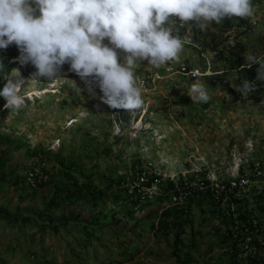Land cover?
Segmentation results:
<instances>
[{
    "label": "rangeland",
    "instance_id": "obj_1",
    "mask_svg": "<svg viewBox=\"0 0 264 264\" xmlns=\"http://www.w3.org/2000/svg\"><path fill=\"white\" fill-rule=\"evenodd\" d=\"M258 10L264 11V7L259 6ZM263 26L264 22L260 29H249L243 35L244 42L249 46L247 52L261 60H264ZM215 32L219 33V30L214 23L203 31L205 36ZM203 55L205 57L196 47L185 46L179 62H170L160 68L141 62L136 74L140 76L152 70L164 73L167 66L177 70L184 64L203 70L206 59L211 60L210 50H205ZM220 64L219 68L214 64L216 70L223 69ZM68 68L63 66L64 79L56 82L32 86L26 83L25 91L31 93L30 98L19 110H10L5 118L1 114L6 101L0 96V137L9 136L15 141L10 145L6 139H0V212L10 216L39 215L51 197L53 181L66 165L73 164L84 172V178L105 191L107 197L97 206L90 201L79 200L60 207L53 216H42L43 220L55 224L66 220L91 223L120 212L114 217L112 230L125 229L141 236L145 249L134 262L127 264H180V261L205 264V258L210 260L211 256L217 258L222 255L213 229L219 222L209 216L206 207L193 210L192 223L187 224L183 236L185 246L174 251L175 231L154 236L153 231L140 235L138 229L134 230L135 224L142 223L149 214H159L168 203L160 200L147 203L128 217L125 213L131 206L122 196L117 198V189L109 187L110 182L121 178L124 172L134 167L135 162L160 165L169 170L221 164L223 178L227 177L226 170L230 167L234 169L240 160H261L264 163V99L243 102L240 98L235 102L226 93L208 86L201 78L199 80L208 87L211 99L208 103H196L187 95L194 80L175 74L145 87L148 90L143 88V107L127 112L104 104L99 99L102 95L99 89L96 95H92ZM14 69H18L26 81L31 80V73L36 70L31 64L20 63ZM8 74L0 72V91ZM226 75L234 89L240 85L235 73ZM26 170L43 175L46 180L42 183L44 187L22 191L2 184V181L7 182L9 177L21 175ZM263 188L264 184L259 190ZM112 235L107 234V238H103L100 248L95 243L90 256L80 255L76 250L74 262L70 264H108L98 252L112 249L108 240L112 239ZM16 236L25 238L23 233L14 232L5 222H0V264H37L25 249H38L39 235L36 236V243L24 242L25 249L16 245ZM121 240L128 242L124 238ZM60 243L56 255L62 262L65 257H70L71 254L65 256L64 250L72 243L66 239ZM261 254L264 255V250Z\"/></svg>",
    "mask_w": 264,
    "mask_h": 264
},
{
    "label": "clouds",
    "instance_id": "obj_2",
    "mask_svg": "<svg viewBox=\"0 0 264 264\" xmlns=\"http://www.w3.org/2000/svg\"><path fill=\"white\" fill-rule=\"evenodd\" d=\"M259 6L264 7V0H0V52L15 44L19 51L16 60L36 69L29 81L18 69L4 78L0 91L6 101L4 108L24 106L31 96L25 91L26 83L42 85L64 79V65L92 95L99 89V99L112 109H141L143 88L148 90L145 87L175 74L194 80L187 92L193 102L208 103V87L199 79L232 71L216 70L213 51L195 30L203 32L208 25H220L226 19L247 20V25L229 29L218 50L230 48L238 41V33L261 28L264 11ZM185 46L196 47L204 57L205 50H210L205 69L184 64L177 70L167 66L164 73L136 74L141 62L154 68L179 62ZM244 57L242 68L259 65L255 78L243 79L235 88L247 98L264 85V60L250 52ZM4 68L0 60V71ZM194 71L199 74L192 76ZM155 75L161 78L153 80Z\"/></svg>",
    "mask_w": 264,
    "mask_h": 264
},
{
    "label": "trees",
    "instance_id": "obj_3",
    "mask_svg": "<svg viewBox=\"0 0 264 264\" xmlns=\"http://www.w3.org/2000/svg\"><path fill=\"white\" fill-rule=\"evenodd\" d=\"M215 24V23H214ZM247 20L243 18H234L232 20L226 19L222 24L217 25L219 33L212 35H203V32L200 30H195L197 35L204 38L202 40L210 48L214 55V63L219 68L222 63V71H232L236 74L237 78L241 82L243 79L252 80L256 77V69L259 67L258 64L252 65L250 68H245L242 66L245 65L244 55L248 51V44L239 40L244 34L243 32L238 33L236 36L238 41L236 44L230 48H224L218 50V47L223 45L227 39V32L229 29L234 27H243L247 25ZM198 36V37H199ZM19 56V51L15 44L8 47L7 50L0 52V60L3 61L5 68L3 72L9 73L14 69L19 63L16 60V57ZM170 63V62H169ZM0 71V72H2ZM227 72L223 74H217L214 76H206L205 83L213 87L214 89L226 93L231 99L235 102L241 98L243 102L251 100H261L264 99V85L259 86L256 92L251 93L247 98L243 97L231 86L229 79L227 78ZM258 85L260 82L257 83ZM66 100V98H65ZM67 101V100H66ZM78 101V100H75ZM10 112V110L5 109L1 116H5ZM1 123V121H0ZM6 137V136H5ZM7 136V143L12 145L15 143L14 140L9 139ZM138 163V164H137ZM135 162L132 166H137L141 164L140 162ZM84 172H81L76 165L69 164L63 169V171L57 176V178L52 183L51 197L49 201L45 204L43 211L39 215L35 214H21V215H6L0 212V222L3 221L6 223V226L11 227L12 231L17 233H23L25 236L24 240L19 236H16L15 243L17 246L24 248V242L31 241L36 243V236L39 235L40 246L38 249L27 247L25 251L34 258L37 264H70L73 263L75 251L80 255H89L90 250L93 249V246L100 244L103 238H107V234L113 233L112 239H108L112 244L111 250H102L101 259L108 262V264H127L134 262L137 257H139L143 250L144 242L141 241V236H135L134 233L125 230L117 229L112 230L114 224V217L118 216V213H111L107 215L104 219L97 220L96 222H87L82 221H73L66 220L62 224L50 220H43L42 216H53L57 209L60 207L66 206L68 204H73L79 200L90 201L92 205L97 206L99 202H102L106 197L107 193L97 188L93 185L91 181H88L87 178H84ZM39 175L34 172V170H26L21 175H13L8 178L7 182L2 181L4 186H11L15 189L26 191V189L36 190L37 187H44V184H40ZM111 186H115L117 189L118 197L125 200L127 204L131 207L125 213L126 216L132 217L134 215L135 207L138 202L130 201L127 194V190L123 187L124 177L118 178L117 180H112L110 182ZM171 186L167 188L170 190ZM165 190V189H164ZM252 197L254 199L255 206H250V202L247 200H242L238 204V219L240 224H246L249 226L251 223L257 224L260 229V233L256 234L253 232V242L259 247V257H242V250L239 247V239L242 237L239 236L235 238V233L233 229L234 219L233 216H229L227 213L223 212L218 204L211 201L208 197L204 202L200 201L196 207H193L192 204L187 208H177L169 207L164 208L162 212L149 214L142 223L135 224L134 230L142 234H146L147 231H155L154 236L159 235H168L175 231V248L174 251L182 249V246H185L183 236L187 231V224L191 221L193 210L200 208L201 210L207 208L209 216L213 220L218 221L217 226H213L216 237L219 240V248L222 252L217 258H211L210 260L204 259L205 264H264V255L261 254V251L264 250V247L258 245V235L261 234L264 237V188L261 190L253 188L251 190ZM167 198L161 197L158 201L164 202ZM151 203V202H150ZM258 215L259 217H257ZM158 220L157 226H155L156 221ZM256 221L257 223H255ZM192 223V221H191ZM30 229V232H28ZM34 231V232H33ZM114 231V232H113ZM62 232V233H61ZM197 232H195L196 234ZM69 234H71L69 236ZM134 234V235H133ZM255 234V235H254ZM65 235V236H63ZM94 235H97L96 237ZM139 235V234H138ZM50 238V239H49ZM121 238L127 239L128 242H123ZM47 239L49 242L46 243ZM66 241L69 244L65 251V256L70 255L68 258L65 257L62 262L59 261L57 257V250L60 248V242ZM95 240V241H94ZM60 241V242H59ZM101 245V244H100ZM99 245V248L102 246ZM75 249V250H74ZM112 250H117L116 253H113ZM191 251V250H190ZM206 257L203 256V258ZM179 260V256H176ZM193 260H191L192 262ZM210 261V262H208ZM90 264H98L93 262ZM180 264H187L180 261ZM190 264V263H188Z\"/></svg>",
    "mask_w": 264,
    "mask_h": 264
},
{
    "label": "built area",
    "instance_id": "obj_4",
    "mask_svg": "<svg viewBox=\"0 0 264 264\" xmlns=\"http://www.w3.org/2000/svg\"><path fill=\"white\" fill-rule=\"evenodd\" d=\"M186 34L189 36V32ZM183 70L186 71V68ZM190 73L192 76L199 74L198 71ZM160 78L159 75H155L153 80ZM222 172L221 164L212 167H194L188 170H169L160 165L142 163L124 172L123 187L127 190L129 200L138 202L134 208L135 211L141 210L147 203L158 201L161 197L167 198L164 202L168 205L160 212L169 207L182 209L191 204L196 207L200 201L204 202L210 197L223 212L233 216V229L236 231L234 236L238 239L242 236L239 239L242 257L257 258L260 256V249L253 242L252 231L258 234L260 229L257 224L250 223L249 226L240 224L237 202L245 199L250 202V206H255L251 190L260 189L264 184V163L261 160H240L234 169L230 167L226 170L227 177L223 178ZM38 181L42 184L46 180L43 175H40ZM170 186V190H167ZM157 224L158 220L155 226ZM257 244L264 247V237L261 234L258 235Z\"/></svg>",
    "mask_w": 264,
    "mask_h": 264
}]
</instances>
